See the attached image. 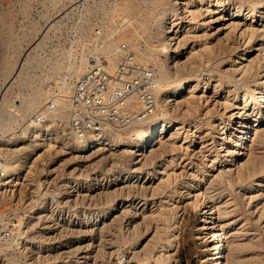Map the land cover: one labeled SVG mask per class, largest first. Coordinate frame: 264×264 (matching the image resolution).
<instances>
[{"label": "rangeland", "instance_id": "374dc122", "mask_svg": "<svg viewBox=\"0 0 264 264\" xmlns=\"http://www.w3.org/2000/svg\"><path fill=\"white\" fill-rule=\"evenodd\" d=\"M147 3L149 0H0V157L14 160L19 171L18 179L9 183L12 186L0 189V264H121V255L126 259L124 264H206L202 261L206 233L203 221L208 210L202 199L196 208L190 205V200L195 189L201 187L198 184L207 181L219 166L229 164L235 169L234 162L227 156L221 157L222 153L219 160L211 163L213 152L208 151L227 122V109L219 103L227 86L232 88L226 78L218 75L211 78L208 71H201L203 84L209 83L204 89L210 98L211 116L205 114L204 102L191 115L172 112L168 105H163L186 128L197 120L202 126L194 132L187 152L179 147L174 151L168 146L160 149V142L134 152L138 146L128 147L123 142L130 127L101 133L102 137L117 140L120 147L99 144L74 152V142L64 133L65 121H59L55 108L49 110L46 106L54 103L64 83L72 85L80 76H75L73 67L81 59L85 57L88 64L90 57L106 58L100 51L102 45L109 39L123 42L118 40L117 29L125 28L129 22L132 29L142 33L136 43L141 49L164 45L159 22L173 6L172 0H163L152 19L148 12L156 9ZM203 13L206 24H211L203 25L211 35L208 38L215 41L219 35L222 37L223 32L216 29L222 26V20L212 22L211 16L217 15ZM143 23L149 28H142ZM181 23L184 24L182 21L173 27L175 36L181 39L178 51L172 53L177 56V63L185 58L184 52L193 42L182 40L185 34ZM236 41L232 44V55L220 65L222 71L230 74L242 58L254 55L252 50H243L239 39ZM241 53L244 55L238 58ZM160 57L166 59L164 51ZM171 69L174 73L175 69ZM235 74L239 77L238 72ZM258 77L264 79V68ZM215 83H222L217 92ZM160 98L158 94V103L162 104ZM38 109L49 114L47 120L35 122L33 114ZM235 110L237 116L241 111ZM236 126L233 124V128ZM170 131L163 140L169 138ZM253 131L247 136L248 149L242 151L240 159L263 151L258 143L255 145ZM48 136L53 140L64 137L67 143L54 140L49 147ZM174 140L181 143L178 138ZM201 141L209 146L200 152ZM165 172L170 173L169 180H165L168 176ZM247 183L235 184L232 192L223 189L215 199L216 206L228 205L226 211H231L224 219L220 218L228 223L227 237L223 239L226 249L243 244L239 246L242 251H234L239 259H246L243 263L249 257L261 253L264 256V221L256 213L257 200L248 201L255 191L243 195ZM260 187L264 193V182ZM204 203L209 204L207 198ZM262 203L261 199L259 205ZM109 206L114 208L111 216L99 220L92 217ZM212 215L218 220L217 211ZM161 253L169 254L168 260H160Z\"/></svg>", "mask_w": 264, "mask_h": 264}, {"label": "bare ground", "instance_id": "6f19581e", "mask_svg": "<svg viewBox=\"0 0 264 264\" xmlns=\"http://www.w3.org/2000/svg\"><path fill=\"white\" fill-rule=\"evenodd\" d=\"M149 3L153 9H156V11L152 9L153 11L148 12V16L152 19L157 16V9L163 5V0H149ZM172 3L173 6H171L168 14L162 15L160 17V24L158 23L161 26L163 32L161 35L164 42V45H161L160 48L145 47V49H143V47L141 49L136 43L137 40H139L138 37L141 36L142 33L138 29H132V22H129L125 28L123 27L120 30L117 29V34L119 37L118 40L121 39L123 41L121 43H126L131 50L135 49V51L140 54L139 56L133 50L137 60L143 63H152L150 60H153L155 63H152L153 66H156H154L156 71L154 79L156 83L155 93L156 98L158 94L161 95L160 99L162 103H158L157 99L152 113L148 116H143L140 113L142 109V103L134 97H131L127 100V110L135 112L136 117L129 125V134L127 136V140L123 141L124 145L128 147L138 146V148L135 150L131 149L135 152L142 150L144 147L153 146L156 142H160V149L168 146L171 151H174L179 147L183 148V150L187 152L191 146L189 142L194 140V132L199 130L201 125L199 126V124L196 123L198 121L197 120L196 122L193 121L191 123L192 125L190 124L186 128L183 123L177 120L176 115L171 116V114L164 108L163 105H168L170 111L172 112H177L180 114L182 113V115H191V113L198 112L197 110L199 106L204 102L205 104L207 103L205 107V114L207 112V115L211 116L210 113L208 114L209 109L211 108H208V100L210 98L205 94L204 89V86L206 88L209 83L206 84L207 82H204L203 84V79L200 76L201 71H208L211 78H214L216 75L224 77L223 79L226 78V80L232 84V88L227 86L225 91L222 92L224 94L222 97H220L221 100L219 103L220 105H223L225 109H227V111L225 110L226 113H228V115H226L227 120L225 119L227 122L225 121L226 123L222 125V130L218 128L222 132L218 139H216L214 143H211V146L208 145L209 143L203 144L202 141L200 142L201 146L199 151L201 152L203 148L209 146L208 151H211V153L213 152V154L210 155L211 163L219 160L222 153L221 157L227 156L230 158V161L234 162L235 169L233 170L229 164L225 166H219L216 173L212 174L207 181L198 184L201 187L196 188L191 195L192 199L190 200V205L194 208L199 207L201 204L200 200L202 199V204L204 205L203 207H206L205 209L208 210L206 213L208 215L204 217L205 220L203 221L205 224L204 228L206 230L205 236L203 237L205 241L203 247V250H205L202 260L203 262L206 264H264V256H261L262 253L255 257L253 256V258L249 257L250 259L246 261V263H243L246 259H239V257H237V255L234 253V251L241 248L239 246H242L243 244H238V246L235 245L236 247H233V245L232 247H229L230 244H226L229 247V250L226 249L223 239L227 237L225 228L227 226L226 224L228 223L225 224V222H221V219H224L226 214L228 215L231 211H226L228 205L227 207L216 206L215 202V199L221 195V190L229 189V191H231L235 188V184L248 182V188L244 189L243 195H246V193H248L250 190L255 191L254 195H248V201L250 199L254 200V198L257 200L256 213L258 218L262 217L263 219L261 220L264 221V193L261 191L263 188L260 187L263 186L264 182V79H260L258 77L259 71L261 68H264V0H172ZM227 5H231L232 7H227ZM204 11L208 14L217 15L216 17L210 15L212 22L222 20V26L216 29L217 31L219 30V32H223V36H216L217 39L215 41L208 38V36L211 35H209V32L205 29V27L203 28V25H211L206 24V20L203 19ZM182 21L184 22V24L181 23L183 28L182 32L185 34L182 40L186 41L191 39L193 42L191 41L192 46L190 45V49L184 52L185 58L182 60L180 59V63H177L175 61L177 56L173 57L172 53L178 51V47L181 44V39H179L178 36H175L176 34L173 30V27L177 26ZM146 22L149 23L147 20ZM147 23H143L142 28H149ZM199 30L202 32H199ZM211 34L214 35L212 32ZM236 39H239L241 44H243V50H252L254 55L247 56L244 59L242 58L241 61L239 60L240 62H237L239 65H237L238 68H232L235 71L233 73L231 71L230 74L222 71L220 65L222 61L228 57L230 52H232V49L234 48L232 47V44H235L238 41H236ZM121 43H117V39H109L105 45H102L103 47L100 51L106 55L107 59L111 63V66L116 62V51ZM163 51L166 55L165 60L161 59L160 57V54H162ZM230 55H232V53ZM242 55H244V53L238 54V58H241ZM141 56L144 57V59L141 58ZM174 61L175 63H172ZM89 62L90 59H88V63ZM86 63L87 60L84 57L80 60V63H77L73 67V72L75 73L76 77L85 72L88 65ZM171 68L175 69L174 73H171ZM177 71H179V73L175 74ZM235 72H238L239 77H236ZM220 85H222V83H219L218 85H216V83L214 84V92H217L218 86ZM71 87L72 85L70 82L64 83V85L59 89L60 93H58L57 97L53 101V104L56 106L55 111L59 121L62 119L66 121L68 118L70 109L68 96L71 92ZM215 104L216 103H214V106ZM29 105L31 106L32 104ZM235 109L241 111L237 116H234L236 114ZM221 114L222 112H220V119ZM181 120L183 121L184 119L181 118ZM235 123L237 126L233 128V124ZM229 129L233 130H230L229 132ZM168 130H171L170 136L168 139L163 140L162 138L166 135ZM251 130H254L253 132L255 138L253 140L256 141L255 145L258 143L260 146L259 148H261L263 151H260V153H257V155H250L246 159H240L239 156L243 154L242 151H244V149H248L245 145L247 142V136L249 137L248 134ZM47 138L46 145L49 147L53 146L54 140L57 142V140L60 139L53 140V137L49 136ZM177 138L178 141H181L180 144H177L174 140ZM60 140L62 143H67L64 137H61ZM99 144H105L111 148H116L120 143H118L117 140L114 141L112 139H108V137H102L101 133L91 134L87 139L76 144L74 143L73 149L74 152H80L82 150L86 151L89 147H95ZM151 150L153 149H150L149 151ZM156 151L158 152L157 148ZM152 152H155V150ZM137 154L140 155L143 154V152H137ZM185 154L186 153H183V155ZM155 156H158L157 153ZM5 162L4 171L0 177V189L6 187L11 182L14 183V181H16V179L19 177V171L15 167L16 164H14V160L7 159ZM168 174L170 173H166V175ZM165 178V180H169V175ZM9 185L12 186L13 184ZM158 186H160V183ZM154 187H156V185ZM206 198L208 199L209 204L204 203ZM259 199L260 201L261 199L263 200V203L260 205ZM226 204H228V202H226ZM256 209L254 208V211ZM113 211V206H109L101 213L95 214L92 217H95L96 220H99L106 218L109 215L111 216ZM161 211H163V206ZM215 211L218 212V220H215L212 215ZM258 244H262V242H258ZM257 247H259V245H257ZM249 248H251V246H249ZM238 251H242V249H239ZM160 258L163 260H168L169 254L164 255V253H161L159 259ZM120 261L121 264L125 263L126 259L124 258V255H121ZM142 261L145 262L146 259L144 258Z\"/></svg>", "mask_w": 264, "mask_h": 264}, {"label": "built area", "instance_id": "2783aa9c", "mask_svg": "<svg viewBox=\"0 0 264 264\" xmlns=\"http://www.w3.org/2000/svg\"><path fill=\"white\" fill-rule=\"evenodd\" d=\"M89 59L85 72L74 80L68 96L70 109L64 133L75 144L91 134L128 128L136 117L135 112L127 110L129 98L134 97L142 103L140 113L143 116L152 113L157 100L153 64L137 60L126 43L118 46L116 62L112 66L107 57L101 55ZM46 106L49 110L56 107L52 103ZM48 115L40 109L33 114V119L42 122ZM4 161L0 157V177Z\"/></svg>", "mask_w": 264, "mask_h": 264}]
</instances>
